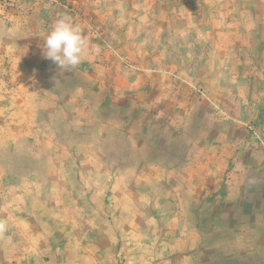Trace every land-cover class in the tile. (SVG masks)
<instances>
[{"label":"rangeland","instance_id":"obj_1","mask_svg":"<svg viewBox=\"0 0 264 264\" xmlns=\"http://www.w3.org/2000/svg\"><path fill=\"white\" fill-rule=\"evenodd\" d=\"M0 222V264H264V0H0Z\"/></svg>","mask_w":264,"mask_h":264},{"label":"clouds","instance_id":"obj_2","mask_svg":"<svg viewBox=\"0 0 264 264\" xmlns=\"http://www.w3.org/2000/svg\"><path fill=\"white\" fill-rule=\"evenodd\" d=\"M41 38L42 56L61 69L71 71L82 63L86 54V39L82 28L69 17L61 16ZM5 227V223L0 222V232Z\"/></svg>","mask_w":264,"mask_h":264}]
</instances>
